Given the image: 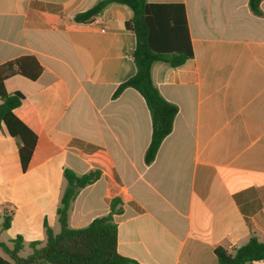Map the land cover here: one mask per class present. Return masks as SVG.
<instances>
[{"label":"crops","instance_id":"obj_1","mask_svg":"<svg viewBox=\"0 0 264 264\" xmlns=\"http://www.w3.org/2000/svg\"><path fill=\"white\" fill-rule=\"evenodd\" d=\"M102 1L0 0V65L33 56L43 67L35 81L6 82L24 94L14 114L37 144L23 171L19 141L0 128V213L12 218L7 230L0 220V241L44 243L46 222L60 232L70 169L101 177L72 202L69 226L87 227L120 199L118 252L138 264H218V247L264 242V0L262 16L249 0H147L184 5L194 50L182 66L152 65L179 112L150 165L144 98L133 88L114 96L136 73L132 10L112 4L74 21Z\"/></svg>","mask_w":264,"mask_h":264},{"label":"trees","instance_id":"obj_2","mask_svg":"<svg viewBox=\"0 0 264 264\" xmlns=\"http://www.w3.org/2000/svg\"><path fill=\"white\" fill-rule=\"evenodd\" d=\"M263 0H249L251 11L262 16ZM119 4L132 10V18L126 29L136 35L133 54L136 73L122 83L115 92L119 96L125 89L133 88L144 98L152 119L151 142L145 154L147 165L154 162L165 138L174 128L179 112L177 105L167 101L152 79V65L165 63L173 68L184 65L194 58L186 11L183 4L149 3L147 0H104L95 7L78 14L74 21L88 24L97 19L104 10ZM43 72V67L33 56H23L0 65V128L19 141V158L22 170L30 163L37 144V136L14 114L25 99L22 92L8 93L6 82L21 76L35 81ZM67 182L61 205L58 209L60 232L55 234L45 223L46 241L29 244L31 252L21 256L24 239L18 236L10 245L0 241V249L6 258L0 256V264H138L118 252V226L114 216L122 212L120 199H113L107 216L96 218L87 227L74 229L69 226L68 217L72 202L79 192L95 183L101 171H90L77 175L70 169L64 170ZM2 230L11 227V216L2 215ZM218 264H247L264 261V242L253 236L243 246L228 251L222 247L215 249Z\"/></svg>","mask_w":264,"mask_h":264},{"label":"rangeland","instance_id":"obj_3","mask_svg":"<svg viewBox=\"0 0 264 264\" xmlns=\"http://www.w3.org/2000/svg\"><path fill=\"white\" fill-rule=\"evenodd\" d=\"M31 252L28 244L24 245V250L21 252V256L26 257Z\"/></svg>","mask_w":264,"mask_h":264}]
</instances>
